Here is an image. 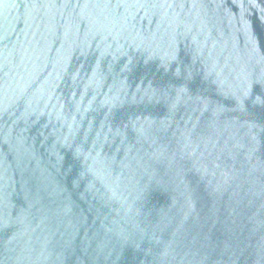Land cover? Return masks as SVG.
<instances>
[{
  "label": "water",
  "instance_id": "1",
  "mask_svg": "<svg viewBox=\"0 0 264 264\" xmlns=\"http://www.w3.org/2000/svg\"><path fill=\"white\" fill-rule=\"evenodd\" d=\"M0 264H264V0H0Z\"/></svg>",
  "mask_w": 264,
  "mask_h": 264
}]
</instances>
